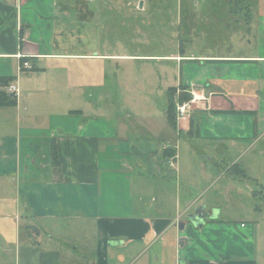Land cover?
I'll use <instances>...</instances> for the list:
<instances>
[{
  "label": "crops",
  "instance_id": "0c3cea01",
  "mask_svg": "<svg viewBox=\"0 0 264 264\" xmlns=\"http://www.w3.org/2000/svg\"><path fill=\"white\" fill-rule=\"evenodd\" d=\"M95 3L0 0V77L19 90L0 106V264H259L258 219L226 214L241 183L264 196V0L256 21L251 2L234 14L260 40L253 53L158 55V99L144 86L114 113L101 106L114 82L96 65L114 54L99 51ZM171 88L176 105L190 96L176 127ZM212 189L227 205L203 200ZM197 208L202 221L189 218Z\"/></svg>",
  "mask_w": 264,
  "mask_h": 264
},
{
  "label": "rangeland",
  "instance_id": "374dc122",
  "mask_svg": "<svg viewBox=\"0 0 264 264\" xmlns=\"http://www.w3.org/2000/svg\"><path fill=\"white\" fill-rule=\"evenodd\" d=\"M95 1L96 11L102 14L100 22L103 24L102 35L99 40L97 39L101 47L99 51L103 54H114V58L100 59L101 64L96 65L104 66L107 78L114 82L111 93L112 103L109 101L108 104L104 102L101 105L108 108L104 112L114 113V109H123L121 97L127 96V99H132L136 94L142 93L141 89L144 86L152 99H158L157 94L160 92L156 90V87L162 82L159 79L164 65L160 62V58H157L158 55L180 53L181 48L187 54L190 52L200 53V50H206L209 46L216 44L220 46L235 45L236 51L242 49L244 53H253L259 46L258 41L260 40H256V35H249V26L247 29L234 26L238 20L234 14L242 12L245 4L247 7L250 2L253 3L254 20H257L255 1L258 2V0ZM229 17H231L230 21ZM219 23H224L225 26L230 25L231 29L229 27L226 29L229 28L232 34L228 31L229 29L216 30ZM214 30L216 33L212 32ZM240 33L246 35V42L240 43L237 40L239 38L237 35ZM248 38L251 43L248 42ZM167 65H171V62L168 61ZM173 77L174 74H171V78ZM169 78L168 70L167 83ZM124 79L131 80V88L135 82L140 85L134 86L135 89L128 92L122 85ZM118 80L119 85L116 86L115 83ZM119 87L120 89H118ZM90 92L93 93V89ZM162 97L160 98L162 99ZM16 98L18 99V97ZM138 98L140 97L138 96ZM166 99L168 100V97ZM157 102L163 103V100ZM136 103L140 105L143 101L137 100ZM154 103L156 104V102ZM142 119L137 116L133 118L138 125L144 123ZM168 165L172 167L169 163ZM243 182L246 183L248 180ZM241 185V188L245 189L244 193L236 198L240 202L236 203L238 205L235 210L228 208L229 212L226 216L240 217L245 223H253L258 219L259 264H264V196L257 193L253 197L246 189V184L241 183ZM255 186L258 187L254 183L252 187L255 189ZM203 200H212L217 203L224 201L225 198L218 196L212 189L209 193L205 192ZM224 203L227 205V202L224 201Z\"/></svg>",
  "mask_w": 264,
  "mask_h": 264
},
{
  "label": "trees",
  "instance_id": "16d2710c",
  "mask_svg": "<svg viewBox=\"0 0 264 264\" xmlns=\"http://www.w3.org/2000/svg\"><path fill=\"white\" fill-rule=\"evenodd\" d=\"M10 78H1L0 77V84L2 86H6L9 84ZM170 93V97H169V103H168V108L166 111V115H167V119L168 121L171 123V125H173L174 127L177 126L176 123V102L174 100V93H176V88H171L169 90ZM190 96L181 93L180 94V98L179 101L180 103L189 101ZM17 103V98L15 94L12 93H6L4 91H0V106H14ZM55 152V150H54ZM167 155H171L172 153L169 151H166ZM243 175V174H241Z\"/></svg>",
  "mask_w": 264,
  "mask_h": 264
},
{
  "label": "built area",
  "instance_id": "2783aa9c",
  "mask_svg": "<svg viewBox=\"0 0 264 264\" xmlns=\"http://www.w3.org/2000/svg\"><path fill=\"white\" fill-rule=\"evenodd\" d=\"M24 66H29V62H24L23 63ZM8 93H12V94H15L16 97L19 96V90H18V87L15 85V84H9L8 85ZM189 105V101H186V102H183V103H180V104H177L176 105V112L179 116H183L185 113H186V109ZM174 156L170 157V159H168V163L174 167Z\"/></svg>",
  "mask_w": 264,
  "mask_h": 264
},
{
  "label": "water",
  "instance_id": "95a60500",
  "mask_svg": "<svg viewBox=\"0 0 264 264\" xmlns=\"http://www.w3.org/2000/svg\"><path fill=\"white\" fill-rule=\"evenodd\" d=\"M205 216H206V213L202 209L197 208L195 211V214L193 216L189 215V218L193 221H196V220L202 221Z\"/></svg>",
  "mask_w": 264,
  "mask_h": 264
}]
</instances>
